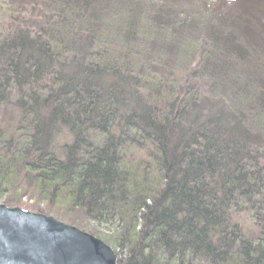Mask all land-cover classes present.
<instances>
[{"label":"trees","instance_id":"trees-1","mask_svg":"<svg viewBox=\"0 0 264 264\" xmlns=\"http://www.w3.org/2000/svg\"><path fill=\"white\" fill-rule=\"evenodd\" d=\"M4 9L0 196L103 223L117 264H264V0Z\"/></svg>","mask_w":264,"mask_h":264},{"label":"water","instance_id":"water-1","mask_svg":"<svg viewBox=\"0 0 264 264\" xmlns=\"http://www.w3.org/2000/svg\"><path fill=\"white\" fill-rule=\"evenodd\" d=\"M0 264H117V254L74 225L0 202Z\"/></svg>","mask_w":264,"mask_h":264},{"label":"rangeland","instance_id":"rangeland-1","mask_svg":"<svg viewBox=\"0 0 264 264\" xmlns=\"http://www.w3.org/2000/svg\"><path fill=\"white\" fill-rule=\"evenodd\" d=\"M0 13H5L4 9V0H0ZM2 14H0V17ZM60 140H58L59 142ZM21 194V195H20ZM0 202L4 203L8 206H17L21 207L23 209H26L28 211L37 212V213H43L46 215L53 216L57 218L60 221H63L65 223L71 224L69 221L63 220L59 214L63 213V207L59 205H55L54 208H52L53 213H50L51 211L49 209L45 210L47 206V201L45 199H41L38 195L23 192V190L20 191V189H17L15 191L10 192L8 195L0 196ZM240 220V219H239ZM241 222V220H240ZM81 226L79 229L88 232L92 235H94L97 238H100L103 240L107 245H109L112 249L113 246L110 245L108 242H106V237L109 232L108 227L104 225L103 223H98L96 221L91 220L90 218H87L81 223ZM75 225L76 224H72ZM80 225V224H79ZM77 227V226H76ZM114 252L117 254V258L119 257L118 251L116 249H113Z\"/></svg>","mask_w":264,"mask_h":264}]
</instances>
